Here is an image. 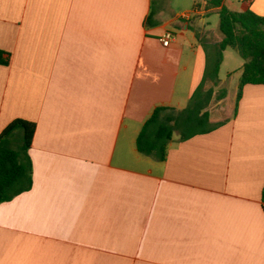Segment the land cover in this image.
I'll return each mask as SVG.
<instances>
[{
  "label": "crops",
  "instance_id": "crops-1",
  "mask_svg": "<svg viewBox=\"0 0 264 264\" xmlns=\"http://www.w3.org/2000/svg\"><path fill=\"white\" fill-rule=\"evenodd\" d=\"M222 5L264 18V0ZM219 10L0 0V134L35 125L32 188L0 204V264H264V85L232 100L206 75ZM202 85L212 102L224 87L213 128L175 133L163 161L141 154L154 110L186 109Z\"/></svg>",
  "mask_w": 264,
  "mask_h": 264
},
{
  "label": "trees",
  "instance_id": "trees-1",
  "mask_svg": "<svg viewBox=\"0 0 264 264\" xmlns=\"http://www.w3.org/2000/svg\"><path fill=\"white\" fill-rule=\"evenodd\" d=\"M211 6L220 7L219 30L222 40L218 46L214 65H208L206 75L215 80L218 76L223 53L233 48L244 61L238 88L237 100L247 85H264V18L251 11L234 12L222 5V0H207ZM9 55L0 51V65H6ZM197 90L188 107L177 111L171 108H157L145 122L138 138L137 149L146 156L165 160L167 148L175 133L182 140L210 131L209 106L213 90ZM170 114H166L167 112ZM18 130L22 131V145L19 150L10 146V139ZM35 125L24 121H13L0 134V204L10 202L32 188V163L28 155Z\"/></svg>",
  "mask_w": 264,
  "mask_h": 264
},
{
  "label": "rangeland",
  "instance_id": "rangeland-1",
  "mask_svg": "<svg viewBox=\"0 0 264 264\" xmlns=\"http://www.w3.org/2000/svg\"><path fill=\"white\" fill-rule=\"evenodd\" d=\"M176 2L180 3L182 6H186L188 4V0H176ZM210 17L216 34H218L222 38V34L218 28L220 22L218 14L213 13L211 14ZM217 53H218V48L215 52H212L210 54L209 66L212 67L214 65L215 59L217 58ZM223 54L225 59L220 68L219 79L223 81H228V89L231 93L232 100H234L241 79L238 74H235V72L237 71L238 67L243 64L244 61L239 56L237 51L234 50L233 48H228ZM228 75H231V77L228 78ZM220 88L221 89H219L216 92L215 98L213 99V102L210 105V110L212 111L214 119L217 118V115L219 116V114H217L216 111L220 110V106H219L220 99L217 98L220 96L222 92L220 90L224 89V87L221 86ZM221 105L225 108V110L226 108H228L226 107V104H221ZM166 114H170V112L168 111ZM21 145H22V131L18 130L10 139V146L14 150H19L21 148Z\"/></svg>",
  "mask_w": 264,
  "mask_h": 264
},
{
  "label": "built area",
  "instance_id": "built-area-1",
  "mask_svg": "<svg viewBox=\"0 0 264 264\" xmlns=\"http://www.w3.org/2000/svg\"><path fill=\"white\" fill-rule=\"evenodd\" d=\"M247 4H250L252 0H241ZM173 39V34L171 32H165L161 37L160 41L164 47H169L171 45Z\"/></svg>",
  "mask_w": 264,
  "mask_h": 264
}]
</instances>
